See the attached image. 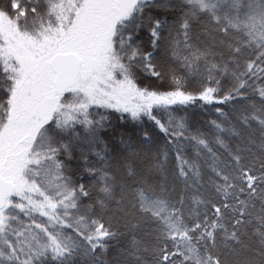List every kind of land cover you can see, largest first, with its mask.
Masks as SVG:
<instances>
[{
    "label": "snow or ice",
    "instance_id": "snow-or-ice-1",
    "mask_svg": "<svg viewBox=\"0 0 264 264\" xmlns=\"http://www.w3.org/2000/svg\"><path fill=\"white\" fill-rule=\"evenodd\" d=\"M0 264H264V0H0Z\"/></svg>",
    "mask_w": 264,
    "mask_h": 264
}]
</instances>
